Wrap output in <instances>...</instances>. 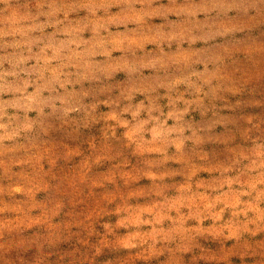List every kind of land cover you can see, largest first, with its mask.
<instances>
[{"label": "clouds", "instance_id": "1", "mask_svg": "<svg viewBox=\"0 0 264 264\" xmlns=\"http://www.w3.org/2000/svg\"><path fill=\"white\" fill-rule=\"evenodd\" d=\"M256 6L254 0H0V239L47 225V242L54 243L59 225L52 221L64 202L37 196L60 194L65 182L77 189L94 166L116 158L109 149L117 140L138 165L124 159L91 183L102 188L119 179L127 189L105 196L116 220L103 227L108 236L124 230L120 249L143 258L167 253L169 264H186L188 254L192 264H218L220 257L203 247L207 240L219 242L225 256L229 241L247 254L246 238L264 232V144L227 163L205 146L226 123L215 101L237 92L223 73L224 41L241 30L230 14L247 15ZM192 113L207 119L196 123ZM101 123L103 143L90 145L87 156L69 149L65 158L82 157L78 171L57 177L49 132Z\"/></svg>", "mask_w": 264, "mask_h": 264}, {"label": "rangeland", "instance_id": "2", "mask_svg": "<svg viewBox=\"0 0 264 264\" xmlns=\"http://www.w3.org/2000/svg\"><path fill=\"white\" fill-rule=\"evenodd\" d=\"M254 2L256 8L250 9L247 15L230 14V18L241 30L224 41L228 51L225 53L223 73L237 92L223 93V98L215 101L216 111L226 119V123L217 126L212 133L218 140L205 146V150L218 162H230L237 153L250 151L255 143L264 144V2ZM20 3L23 4L24 0H20ZM190 118L196 123H203L207 119L199 113H192ZM104 137L102 123L87 129L80 128L78 132H70L58 125L53 128L45 139L54 155L59 157L53 169L56 176L71 177L78 171L77 165L82 157L65 158L69 149L78 148L87 156L91 153L89 146L101 145ZM109 150L116 158L94 166L89 180L77 189L73 190L65 182L60 194L40 193L37 196L42 201H47L51 196L64 202V209L52 221L59 225L56 235L52 237L54 243L47 242L50 236L47 225L12 234L5 233L3 239H0V264H37L38 261H42V264H169L167 253L161 257L143 258L136 251L120 249L117 237L124 234L123 229L115 236H108L105 232L103 225L114 224L116 220L114 215H110L115 205L108 203L105 196L116 193L118 189L120 192H126L127 189L119 179L115 184L104 182L102 188L93 187L91 181H102L114 165L124 159L132 166L138 165L122 142L112 140ZM42 163L44 170L48 171V160ZM147 183L143 181L142 185ZM261 206L264 207V204ZM33 215H39V212ZM246 239L251 249L247 254L233 249L231 241L224 245L225 249L230 250L227 256L219 242L207 240L202 244L210 253L220 257L218 264H264V232ZM21 242L36 243H31L29 248L20 247ZM37 243L43 247L38 249ZM96 246L102 249L98 255L94 252ZM184 260L186 264H192L191 254L185 256ZM198 264L204 262L199 261Z\"/></svg>", "mask_w": 264, "mask_h": 264}]
</instances>
